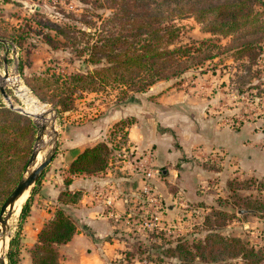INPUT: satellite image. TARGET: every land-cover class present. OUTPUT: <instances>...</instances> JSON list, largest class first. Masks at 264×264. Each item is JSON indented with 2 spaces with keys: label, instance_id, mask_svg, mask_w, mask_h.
Instances as JSON below:
<instances>
[{
  "label": "rangeland",
  "instance_id": "374dc122",
  "mask_svg": "<svg viewBox=\"0 0 264 264\" xmlns=\"http://www.w3.org/2000/svg\"><path fill=\"white\" fill-rule=\"evenodd\" d=\"M254 8L257 29L243 28L226 36L202 30L192 16L174 20L179 28L172 45H199L187 69L135 92V102L120 104L115 102L116 89H82L67 82L72 103L59 113L42 97L45 88L60 86L65 74L87 67L76 49L84 42L76 29L101 27L98 17L95 24L89 20H94L93 13L106 14L108 7L100 0H0V34L7 40L0 42V74L5 69L16 75L47 110L55 109L56 145L60 134L59 142L82 148L96 142L106 145L105 167L85 174L86 192L105 200L113 184V199L117 193L130 197L118 196L121 203L111 205L116 215L107 231L92 237L94 247L77 250L79 237L73 238L75 249L70 252L61 243L55 245V264H175L184 254L180 248L202 242L206 235L213 246L218 235L264 245V5ZM59 29L74 38V44L57 34ZM21 30L18 47L7 34ZM243 41L253 44L236 53ZM4 89L12 104L26 107L10 85L4 83ZM0 104L8 107L1 95ZM212 126L228 130L230 145L225 151L206 141ZM34 136L35 127L30 150ZM186 159L197 168H175ZM50 162L32 192L38 186L44 209L59 204L61 182L68 176L66 165ZM52 172L55 198L39 184ZM77 190L80 197L82 190ZM32 198L33 194L25 215ZM72 203L63 206L69 215ZM18 213L8 218L10 237L19 231ZM7 249L8 243L5 261L10 264ZM19 253L17 249L15 264ZM227 260L241 263L238 256Z\"/></svg>",
  "mask_w": 264,
  "mask_h": 264
},
{
  "label": "trees",
  "instance_id": "16d2710c",
  "mask_svg": "<svg viewBox=\"0 0 264 264\" xmlns=\"http://www.w3.org/2000/svg\"><path fill=\"white\" fill-rule=\"evenodd\" d=\"M100 3L106 4L108 12L104 15L93 13L95 18L89 21L95 24L98 17L101 27L76 29L84 37L83 44L76 49L78 54L84 55L87 67L82 72L65 74L60 86L47 87L42 95L59 113L68 110L72 103V88L67 82L71 87L82 89H104L106 86L110 90L116 89L115 102L120 104L135 102V92L142 91L157 79L176 76L187 69L199 45H172L179 28L174 20L192 16L201 24L202 30L226 36L243 28L257 29L254 6L264 5L263 0H100ZM23 32L7 35L20 47ZM62 33L64 39H72L74 44V38L67 36L64 29L57 32ZM251 44L252 41H243L235 52L247 51ZM33 135L34 125L27 115L0 104V204L17 181L30 152ZM106 151L103 142L83 147L67 164V171L86 174L102 170L107 162ZM67 181L68 177L64 183ZM35 183L28 196L34 191ZM78 197L77 189L69 190L64 186L60 190L59 204L37 230L30 254L32 264H55V245L67 241L77 231L89 233L84 224L63 207ZM26 212L27 198L20 206L19 220ZM17 242L16 230L8 241L6 257L10 264H15ZM180 249L184 254L175 264H232L227 259L237 256L241 259L240 264H263L264 259V245H247L238 238H221L219 235L214 246L209 244L206 235L202 242ZM34 250L39 254L35 255Z\"/></svg>",
  "mask_w": 264,
  "mask_h": 264
},
{
  "label": "crops",
  "instance_id": "0c3cea01",
  "mask_svg": "<svg viewBox=\"0 0 264 264\" xmlns=\"http://www.w3.org/2000/svg\"><path fill=\"white\" fill-rule=\"evenodd\" d=\"M211 131V137L206 138V141H211L210 143L214 146L221 147L224 151L226 148H228L229 141L226 139V136H228L229 132L228 130H225L223 127H219L214 129L213 126L210 128ZM214 131H217V136H215ZM62 135L60 134V140ZM56 145V151L54 155L51 158V164H59V165H66L73 159V157L82 149V146H74L72 143L68 142H59ZM210 144V145H211ZM185 157H187V154H184ZM190 162L188 159L185 161H181L177 167L175 168H197L195 165L189 164ZM68 173V181L67 183L61 182L62 187H67L69 190H75V189H81L82 193L80 194V197L73 202V212L71 211V215L77 219L79 223L84 224V226L88 229V231L92 232L91 235L86 234L83 230L77 231L71 235V237L61 243L64 248L67 247V251L75 249V243L73 242L74 237H79L81 240L78 241L80 244L77 248V250L81 251V248L88 249L89 247L93 246V239L92 237H95L98 233L101 231H107V228L111 226V218L116 215V212H114V209L111 208V205L116 202L119 205L120 199L117 197L120 196L121 198H130L129 195L123 194L119 195L118 193L115 195L116 199L112 198L113 193L111 191H114L113 184H110L108 192L106 191V199L103 200V197L99 196L98 193L91 194L90 192H86L87 189V183L89 181L88 176L79 173V174H73ZM104 174H107L104 173ZM54 172L50 173L48 179H42L40 180V188H47L46 193H54V198L56 194V183L55 179L53 177ZM97 178V176H95ZM104 178V177H103ZM98 180V178H97ZM100 181V179H99ZM102 182V181H101ZM38 186H36V192L31 193L30 196L33 194L32 198V204L30 205V209L28 213L25 215V217L22 219V221L19 223L20 228L18 231V249L20 250L19 253V260L17 264H31L29 254H30V248L33 246V244L36 241V233L39 229L41 223L48 218L53 211V205L50 204L46 205V208L44 209L41 207V203L45 200L42 198V196H39V191H37ZM51 194V195H52ZM30 196L27 198V202L30 201ZM106 203L109 206H106ZM69 205L68 203L65 204V206ZM76 205V206H75ZM124 205V204H123ZM83 242V243H81ZM105 242V241H103ZM102 243V242H101ZM83 244V246L81 245ZM70 259V258H69Z\"/></svg>",
  "mask_w": 264,
  "mask_h": 264
},
{
  "label": "water",
  "instance_id": "95a60500",
  "mask_svg": "<svg viewBox=\"0 0 264 264\" xmlns=\"http://www.w3.org/2000/svg\"><path fill=\"white\" fill-rule=\"evenodd\" d=\"M6 41L7 40L5 38L0 37L1 43L6 44ZM11 50L12 52H14L13 48H11ZM1 59L3 62H5L4 56H1ZM6 74L7 72L4 69L3 74L0 76V95L6 101L7 106L10 109L28 115L31 118L32 116H34L39 119H42L44 116L43 113L32 114L23 110L20 106H14L10 103V101L8 100L9 96L4 89V82H3V78L6 76ZM48 112L52 113L51 119L48 120V122H46L45 120L36 121L32 119V123L35 127V136H34L33 145L27 157L24 168L21 171L16 183L14 184L12 189L8 192V194L4 197V199L0 204V239L2 240V244H4V240L6 241V243H8L10 238L8 232V218L12 214V207L14 205L15 199L24 191H26L27 193L30 191V188L36 182L41 172L43 171L44 167L46 166L47 163H49V161L51 160L54 154L56 148V140L58 137V131L55 129L53 123L55 109L50 107L48 109ZM44 134L48 135L49 138L46 142L47 144L43 151L42 158L39 160V162L35 164L36 154L41 149V146L40 145L37 146V145L38 143L42 142V135ZM5 246L0 254V264H7L5 261Z\"/></svg>",
  "mask_w": 264,
  "mask_h": 264
},
{
  "label": "bare ground",
  "instance_id": "6f19581e",
  "mask_svg": "<svg viewBox=\"0 0 264 264\" xmlns=\"http://www.w3.org/2000/svg\"><path fill=\"white\" fill-rule=\"evenodd\" d=\"M7 72V71H6ZM2 74H0L1 76ZM3 82L7 83L8 85H10L14 90L16 95L23 100V102L25 103L26 107L23 108V110L32 113V114H39V113H43L44 116L42 119H39L37 117L32 116V119L39 121V120H45L46 122H48V120L51 119L52 113L48 112L47 108H45V106H43L37 99H35L30 92L21 85L20 81L18 80L17 76L14 74L8 75V72L6 74V76L3 78ZM10 101V103L12 104L10 97L8 99ZM14 105V104H12ZM17 106V105H14ZM45 136L47 137L46 139L48 140V135L44 134L42 135V142L38 143L37 146H41V149L37 152L36 157H35V164L37 162H39V156H43V151L46 147V139ZM26 191H24L22 194H20L14 201V205L12 207V215L16 214L17 211L19 210V207L21 206V201L23 200V198L26 196ZM6 237V236H5ZM6 241L4 240V244H2V240L0 239V254L5 246Z\"/></svg>",
  "mask_w": 264,
  "mask_h": 264
}]
</instances>
